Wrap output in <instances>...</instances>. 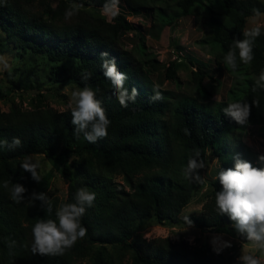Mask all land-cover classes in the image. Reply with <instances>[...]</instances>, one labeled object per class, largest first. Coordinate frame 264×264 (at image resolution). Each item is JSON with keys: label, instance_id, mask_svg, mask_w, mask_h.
Here are the masks:
<instances>
[{"label": "trees", "instance_id": "trees-1", "mask_svg": "<svg viewBox=\"0 0 264 264\" xmlns=\"http://www.w3.org/2000/svg\"><path fill=\"white\" fill-rule=\"evenodd\" d=\"M121 1L132 11L152 16L154 13L161 28L193 14L198 6L206 8L211 13L208 23L213 31L208 42L216 53L217 67L227 69L234 77L228 99L231 103L249 104L255 100L259 106L252 107L248 124L240 126L224 115L227 104L212 109L185 99L170 103L171 92L161 91L151 83L150 72L154 67L151 58H139L135 51L119 42L121 34L134 29L133 23L121 12L108 20L87 8L99 11L106 8L108 0H59L56 4L52 0H0V58L8 43L24 52L46 55L56 64L53 68L58 79L75 80L81 88L87 84L96 92L111 121L107 137L89 143L83 133H74L70 109L59 111L47 106L24 109L15 104L5 111L0 107V139L11 141L19 137L22 141V147L14 151L0 150L1 177L12 182V186L19 183L26 188L14 162L30 155L61 159L75 153H88L104 160L111 169L120 168L131 186V191H121L107 177L89 172L80 180L70 171L69 203L75 202L78 188L87 187L96 193L97 208L106 205L109 215L99 227L94 218H88L85 213L82 218V225L87 229L84 240H78L63 256L53 257L33 255L31 251V229L37 222L33 215L46 205L40 201L27 204L26 199L16 203L10 191L1 185L0 231L4 241L0 264H83L94 244L100 246L93 254L94 264H119L125 252H131V264H237V244L217 254L214 246L191 245L184 239L173 241L155 237L137 241L135 238L139 223L151 215L159 223L178 222L181 212L202 185L190 181L182 173L195 151L200 152L206 166L210 155L216 157L219 162L217 175L222 169L234 166L233 157L237 154L241 158L244 154L243 159L254 166H264L257 160L260 154H253L241 139L242 132L251 125H258L264 137V88L255 85L264 70V34L254 42L251 64L239 62L238 50L236 70L223 60L233 47L234 38H244L248 18L256 16L253 10L264 13V3L260 0H218L215 10L211 3L214 0H119L118 4ZM73 3L83 7L77 15L66 19L65 11ZM261 30L264 33V29ZM140 49V55L145 56L143 47ZM105 51L109 58H115L119 70L127 74L125 87L129 91L135 87L139 92L136 102H129L127 108L120 105L111 82L103 75L100 53ZM68 60L73 63L66 66ZM176 66L175 60L169 63L166 78L178 82ZM85 73H91L87 81L82 80ZM193 76L205 95L204 75L197 69ZM155 92H159L162 99L150 101ZM6 95L1 94L0 99ZM205 168L199 170L202 177ZM211 186L212 195L202 211L192 217L194 225L206 230L230 226L235 232L229 218L219 215L216 208L215 193L220 190L217 176ZM24 195L26 197L27 192ZM45 216L42 212L41 218ZM235 234L240 242L248 243ZM12 241L16 243L10 249L8 245ZM108 245L116 249L115 256L107 251L105 246Z\"/></svg>", "mask_w": 264, "mask_h": 264}, {"label": "rangeland", "instance_id": "rangeland-1", "mask_svg": "<svg viewBox=\"0 0 264 264\" xmlns=\"http://www.w3.org/2000/svg\"><path fill=\"white\" fill-rule=\"evenodd\" d=\"M56 4L59 0H52ZM218 0L212 3L216 10ZM264 3V0H260ZM94 14H100L108 20H112L113 12L119 11L126 15V18L134 25V29L120 36L119 42L126 49L135 51L137 57L151 58L154 67L150 72L151 83L161 91L171 92L169 102L174 100L185 99L191 103L199 104L205 108L215 107L222 104H230L228 91L233 84L234 77L225 69L217 67L215 61L216 53L208 42L209 36L213 34L210 24L211 13L206 8L197 7L195 12L188 16L177 19L173 24L161 28L155 14L142 11H132L124 1L113 8L97 9L87 7ZM253 27L264 29V15L248 18L246 30ZM4 37V36H3ZM5 38V37H4ZM7 48L0 58V95L5 97L0 99L2 110L8 111L13 105H19L24 109L37 107H52L59 111L68 108V103L72 91L81 88L75 80H60L54 73V62L50 61L46 55H36L31 52H24L15 47L12 43L6 44ZM146 52L141 56V49ZM177 62V75L179 81L166 78L167 66L171 61ZM73 63V60L65 62L66 66ZM201 71L204 75L203 86L207 93L203 95L197 87L193 71ZM149 79V80H150ZM164 94V93H163ZM168 113V111H167ZM262 129L258 125L249 126L241 134L242 142L253 154H264V137ZM233 145V144H232ZM248 150V151H249ZM243 153L246 151L242 150ZM244 156V154H243ZM242 156V158H244ZM38 164L37 172L41 181L37 183L31 177L29 172L23 171L21 164L26 159ZM255 159V158H254ZM23 178L27 188L25 202L33 204L28 198L33 191L47 193L52 204V211L49 212L47 206L42 210L34 213L36 221L42 219L41 213L46 219H55V210L62 203H69V186L71 183L70 171L83 179L89 172L107 177L113 182V186L121 191H131V186L124 178L120 168H109L107 163L88 153L82 155L72 154L62 156L61 159H53L45 155H30L26 158L14 162ZM1 169V167H0ZM219 162L216 157H209L208 164L203 172L204 183L199 187L189 204L183 209L176 223H159L155 217L142 220L136 240L152 239L155 237L170 238L173 241L181 239L186 240L191 245L210 247L214 246L212 241L218 237L217 243L222 244L223 240L231 244L239 245V255L244 253L254 254L264 264V253L255 250L250 242H240L231 227H223L217 230L201 229L194 225L192 217L199 214L209 196L212 195L211 183L217 176ZM50 170V171H49ZM47 171L48 174H47ZM87 173V174H85ZM47 174V175H46ZM90 175V174H89ZM47 176V177H46ZM8 182V191L13 187L12 182L4 180L1 177L0 186L4 187V182ZM97 203L88 208L86 214L88 218H94L99 227L104 224L105 217L109 212L106 205L97 208ZM190 220L191 224L187 221ZM84 226V225H83ZM85 227V226H84ZM84 238L79 241H83ZM4 235L0 231V252L2 251V242ZM89 247V246H88ZM100 246L94 244L90 246L91 250L83 259V264H94L93 254ZM109 254L115 256L116 249L110 245L105 246ZM131 252H125L122 256L121 263L131 264Z\"/></svg>", "mask_w": 264, "mask_h": 264}, {"label": "clouds", "instance_id": "clouds-1", "mask_svg": "<svg viewBox=\"0 0 264 264\" xmlns=\"http://www.w3.org/2000/svg\"><path fill=\"white\" fill-rule=\"evenodd\" d=\"M119 0H108L106 8L115 9ZM82 4L73 3L65 11V18L71 19L77 15ZM256 16L264 15L259 9H254ZM119 13V11L117 12ZM116 15V12H113ZM260 27H253L244 31L243 39L234 38L233 47L224 55V63L233 70L238 68V59L245 65L251 64L254 59V42L261 36ZM101 68L103 75L111 82L114 94L122 107L127 108L129 102L135 103L139 96L138 90L133 87L130 91L125 87L128 76L119 70L114 57L109 58L107 51L101 52ZM91 73H85L82 80L87 81ZM258 88H264V70L255 81ZM159 92H155L150 101L161 100ZM259 106L258 101L252 104L235 102L228 104L223 113L231 118L238 125L248 124L251 109ZM71 114V123L74 126V133H83L84 138L89 143H96L98 140L107 137V130L111 123L107 116L106 109L102 101L97 99L96 92L87 84L83 88H78L71 93L68 103ZM187 131V130H186ZM190 134V133H188ZM22 147L19 137H13L11 141L0 139V150L7 149L14 151ZM234 166L219 171L217 179L220 190L215 193V204L219 215H226L232 222V226L237 234L250 242L251 246L264 253V166H254L251 161L243 159L239 154L233 157ZM259 164L264 165V154L257 157ZM23 171L29 172L34 181L39 183L41 177L37 172L38 164L26 159L21 165ZM206 167L205 161L201 158L199 151H195L188 160L187 166L182 169L183 175L190 181L203 184L204 178L199 174V170ZM5 188L8 182L5 181ZM28 190L19 183L10 189V197L16 203L23 202L25 193ZM31 202L40 201L46 205L48 211H52L51 200L45 192L33 191L28 198ZM75 202L62 203L55 210V219H40L32 227L31 251L33 255L40 256H63L68 250L73 248L76 242L84 238L87 229L82 225V218L88 208L94 205L96 193L89 191L87 187H80L75 194ZM191 224V221H187ZM218 237L213 238L214 251L220 254L223 250L232 247V244L223 240L222 244L217 243ZM12 241L8 246L11 249L15 246ZM237 264H261V261L250 253H244L237 257Z\"/></svg>", "mask_w": 264, "mask_h": 264}]
</instances>
